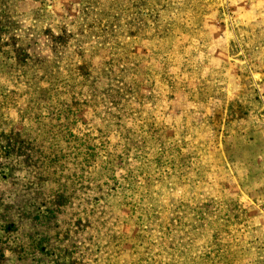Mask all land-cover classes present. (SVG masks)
Here are the masks:
<instances>
[{"label":"rangeland","instance_id":"1","mask_svg":"<svg viewBox=\"0 0 264 264\" xmlns=\"http://www.w3.org/2000/svg\"><path fill=\"white\" fill-rule=\"evenodd\" d=\"M138 1L0 0V33L5 12L11 24L0 43V64L4 44L19 48V40L30 36L39 58L42 50L43 56L52 55L49 47L56 40L63 63L55 72L63 70L64 83L74 87L82 82L75 83L79 74L72 71L90 68L97 94L95 100L87 97L89 90L83 92L81 100L88 104L79 107L73 134L93 140L101 160L130 150L136 178L106 196L120 217H111V223H63L65 243L86 244L72 264H94L87 260L89 248L101 249L106 264H264V0H142L141 9ZM114 4L125 16L104 20ZM140 10L141 26L135 14ZM125 24L133 38L113 43L114 33L128 31L120 28ZM81 33L89 42L66 52L69 43L76 45L69 37ZM98 36L109 43L106 53L93 55L101 45ZM112 65L115 72L103 76L102 68ZM126 74L132 85L122 90L121 111L100 106L101 93L120 88ZM47 85L40 70L25 76L0 71V92L14 106L5 110V121L16 124L11 128L24 140L19 114L26 116L36 97L26 91ZM147 121L158 126L143 136L134 133ZM79 146L84 153L88 143ZM8 189L1 181L0 191ZM94 205L103 207L95 218L105 216L104 202ZM6 224L0 222V264H36L21 247L11 252ZM33 225L24 224L27 243L35 238Z\"/></svg>","mask_w":264,"mask_h":264},{"label":"trees","instance_id":"2","mask_svg":"<svg viewBox=\"0 0 264 264\" xmlns=\"http://www.w3.org/2000/svg\"><path fill=\"white\" fill-rule=\"evenodd\" d=\"M120 1L116 0V2ZM138 3L141 9L142 0H139ZM1 10L6 11L5 8ZM141 13V10L135 13L137 14L136 23L140 26L143 22ZM8 14L5 12L7 23L1 29L0 43L3 40L2 36L10 32L9 25L11 24ZM109 16L121 20L125 14L120 13L118 6L114 4L110 12L103 14V19L106 20ZM127 26L129 29L126 33L116 32L110 37L113 43H119L122 38H133V29L130 28V24H125L120 28H127ZM67 35H70L69 31ZM82 36L83 33L80 37L77 34L70 36L69 40L73 39L76 45L69 43L65 51H68L69 46H79L80 43L89 42L83 40ZM91 38L93 40V36ZM94 38L100 39L101 45L94 48L92 54L106 53L109 42L104 37ZM19 43L21 44L18 46L19 48L4 44L0 71L5 72L6 75L20 72L25 76L30 71L40 70L48 85L35 91H26V96L31 97L36 94V97H33L34 99L27 106L28 114L26 116L19 114L17 123L22 126L21 131L24 132L22 136L25 140L11 128L16 124L5 121V110L14 108V106L9 105L4 90L0 92V158L5 160V163L0 164V182L5 181L9 185L5 195L0 191V206L3 209V212L0 213V222L7 223L6 226L9 228L6 233V243L11 252L15 247H21V251L25 255L35 257L36 264H72L75 256L81 255V248L86 244L79 245L76 240L65 243V240L60 238L63 234V231H60L63 223H111V217L117 215L115 220L120 217L115 212V205L107 206L106 196L109 197L113 192L122 191L121 183L128 185L132 179L136 178L135 172L131 170L132 163L128 162L130 150L128 152V148L125 147L121 155H110L105 160H101V151L97 149L93 140L73 134L75 125L79 123V107L86 102L81 100L82 97L85 98L83 92L89 90L87 97L97 100V94L93 90L94 83L90 81V77H92L90 68L89 70L85 69L83 74L80 73L82 72L80 68H76V71L73 70V73L79 74L74 79L75 83L82 82V84L74 87L71 84L67 85L64 83L63 70L55 72L61 69L63 63V59L58 56L56 40L49 47L52 50V55L43 56V50L41 51L39 56L43 58H38L34 54L39 46L33 43L30 36L19 40ZM39 59L45 62H39ZM56 59L58 61H55ZM113 67L114 65L108 66L106 69L104 66L102 68L103 76L107 75L106 71L115 72ZM115 68L117 67L115 66ZM64 72L72 79L69 70ZM127 78V74L120 78V88L101 93L103 99L100 101V106L108 105L117 112L121 111L118 107L122 99V90L132 85L127 82ZM54 79L56 82H50ZM110 80L113 81V79ZM76 89L81 93L75 94ZM51 116L53 117L49 119ZM27 124L32 126L27 127ZM157 126L154 121L143 122L138 129L134 130V133L143 136L144 132L150 133L151 127ZM82 141L88 143V146L84 148V153L79 146ZM137 148L144 157H150V151H146L143 145H137ZM89 157H94L96 162ZM136 160L139 163L138 157ZM95 165L100 168L98 172L91 171ZM118 165L122 167L118 169ZM67 171L68 173H65ZM118 171L123 172L121 177L117 176ZM60 172L62 175L59 176ZM143 180L146 182L148 179L144 177ZM90 182H95L94 190H92ZM90 195L96 196L92 200L81 199ZM138 197L141 198V192ZM97 200H102L105 207V216L100 219L95 218V212L102 207H99L100 205L94 207ZM139 203L141 204V202ZM30 223H34L35 238H32V242L27 243L25 241L26 233L22 230L25 228L24 224ZM172 229L174 232L175 228ZM10 230L12 231L9 233ZM108 245H114L115 248L121 246L120 244ZM221 246L229 247L223 244ZM89 249H86V253L91 256L87 257V260L90 259L94 264L107 263V257H102L101 249L94 253L91 248ZM97 252L101 254L100 258H94ZM53 258L54 260H52Z\"/></svg>","mask_w":264,"mask_h":264},{"label":"crops","instance_id":"3","mask_svg":"<svg viewBox=\"0 0 264 264\" xmlns=\"http://www.w3.org/2000/svg\"><path fill=\"white\" fill-rule=\"evenodd\" d=\"M264 148V147H263Z\"/></svg>","mask_w":264,"mask_h":264}]
</instances>
